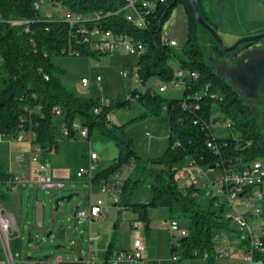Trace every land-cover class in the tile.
Wrapping results in <instances>:
<instances>
[{"label": "trees", "instance_id": "16d2710c", "mask_svg": "<svg viewBox=\"0 0 264 264\" xmlns=\"http://www.w3.org/2000/svg\"><path fill=\"white\" fill-rule=\"evenodd\" d=\"M37 0H0V131L16 136L20 130L24 106L33 107L32 118L36 125V141L46 149L57 146V121H63L69 130L68 138L73 137L72 124L80 120L88 127L89 135L94 127L111 137L118 146L119 153L112 164L98 171L93 183L100 184L108 180L116 171L133 164L143 178H133L129 173L123 184L118 204L130 207L138 213V218L150 230L149 207L166 206L171 217L186 220L188 235L181 238L182 258H203L207 253L213 261L216 242L214 233L226 226L227 200L216 203V196L207 198L208 206L199 199L206 190L196 186L180 185L175 174L177 163L185 160L189 166L205 169L242 170L255 160L264 162V133L256 116L247 108L238 96L226 76L218 73L205 57L200 28H203L194 15L189 0H166L146 14L144 27H137L129 21L125 13L117 12L126 0H56L51 4H62L72 14H80L83 19L71 22L50 12L42 13L36 8ZM203 18L215 29L201 0H196ZM183 4L188 16L186 41L182 47L183 56H179L175 47L163 39L162 27L175 6ZM99 18H92L93 15ZM25 20L27 23H19ZM112 30L131 35L143 42L145 51L137 58L141 84L151 78L160 82H169L175 77V68L171 61H178V69L195 72V77H186L183 96L165 98L147 86L145 90L135 88L124 100L110 98L109 105H102L99 98L81 96L68 88L60 74L64 70L54 62L58 55L70 54L72 49L80 50L79 55H102L89 43H82L84 34L80 28ZM204 29V28H203ZM206 30V29H205ZM217 30V29H216ZM215 51L226 55L213 36ZM254 42L243 43L236 52ZM48 76V79L46 78ZM215 95V96H213ZM136 98L144 106L154 107L158 112L164 108L168 113L169 137L165 152L153 159H144L135 149L132 138L124 126L113 123L108 113L121 106L129 105ZM186 104V106L184 105ZM40 105L41 111L35 106ZM60 107L61 117H56L53 109ZM100 107L95 112V107ZM215 108L227 117L231 124L232 135L218 137L214 134L212 123ZM59 119V120H58ZM236 133V136L234 135ZM211 141L214 147L208 146ZM44 156L49 151L43 152ZM151 178V198L148 201H133L127 195L130 183L137 184L144 178ZM12 173L0 160V183H7ZM248 190V189H247ZM197 192V196L193 195ZM246 241L242 238L241 245ZM173 249L171 242V250ZM112 254V246L107 248L105 263ZM254 259L264 257L254 255Z\"/></svg>", "mask_w": 264, "mask_h": 264}, {"label": "rangeland", "instance_id": "374dc122", "mask_svg": "<svg viewBox=\"0 0 264 264\" xmlns=\"http://www.w3.org/2000/svg\"><path fill=\"white\" fill-rule=\"evenodd\" d=\"M213 1L220 2L221 0ZM222 1L225 3L227 16L224 18L225 26L222 28L223 30L217 31L227 45H232L238 39L244 37L243 35L235 39L231 36L235 34L236 31L239 32L243 29L244 31L249 30V35L264 33V0ZM65 10L66 8L62 4L53 6L48 1L41 6L42 13L50 12L55 16H58ZM162 32L167 35V37L172 36L179 42V45L174 49L179 56H183L182 47L187 36V16L181 4L174 7L168 19L163 24ZM200 35L207 61L215 66L218 72L230 78L231 68L237 66L239 56H234L232 53L220 55L215 51L211 34L207 30L200 28ZM256 43L263 44L264 40H259L253 44ZM240 52H238V55ZM247 52L249 51H246L244 57L246 61L251 58L249 57L250 55H264V47H260L259 50L255 52ZM137 58L138 55L131 54L124 48H119L110 53L97 56L88 54L58 55L54 57V62L64 70V72L60 74L64 84L81 96H90L99 98L100 100L104 98H112L114 101L117 99L124 100L131 95L133 89L138 87L145 90L147 86L153 87L156 93L161 94L165 98H180L183 96L184 86L182 85H169L165 91L159 92L157 86L162 82L155 80V78H151L145 86L138 83L134 76L123 77L120 71L124 68L131 70V68L136 67ZM171 63L175 70H177L178 61L173 59ZM97 75L102 76V80L99 83L96 81ZM84 77L90 81L88 86L82 85L81 80ZM154 110V107H146L136 98H132L129 105L121 106L114 110L113 123L124 126L126 133L133 140L136 151L146 160L161 156L168 146L169 120L167 110L164 108L160 109L158 112ZM213 117H215L212 123L214 134L218 137L231 136L232 131L228 126L229 119L216 108ZM257 121L260 125V130L264 133V112H261ZM234 135L236 136V133ZM6 141L8 140L6 139L5 142L0 143V158L2 161L4 160L3 162L8 164V155L5 151H7L6 145H9V142ZM13 144L16 145L17 148H22L25 153H29L28 144L26 142L19 143L11 141L10 146L13 150L12 157H15L18 153V151H14ZM57 147L61 149L59 153L61 151L65 152L61 154L60 157H63L72 168L69 180L65 179L68 181L65 187L54 190H41L38 187V183L30 182L29 184H25L24 182V185L18 183V186L15 188L17 198H21L22 196L25 204H30L31 211H35V206L38 201L44 204L43 225L38 227L35 223V228L32 231L33 236L30 235L29 230L25 231L26 246L32 245L37 247L34 250L35 253L30 254V256L36 258L51 256L53 253H58L60 251H71L72 248L79 247L80 244L83 245L85 249H88L90 235L99 236L100 239H96V242H94L103 243L107 248L110 246L115 248L124 244L127 232H129L128 226L130 221L137 219L138 213L130 207L114 203L109 194L101 191L100 184H96L98 188L96 186L93 187V195L95 201L98 199L103 200L104 210L107 212L106 218L100 220L94 219L91 221L83 220V223H80L79 218L74 216V212L82 208L90 197L89 184L85 181V178H79L77 176V171H79L81 167H89L90 160L88 154L91 148H93L101 158L99 169L109 167L119 153L115 141L101 132L97 127H94L91 130L90 138L81 136L78 133L76 137L65 140L60 137L58 132L57 146L55 150L52 151V154L56 152ZM35 163L37 164V161ZM185 163V160L178 162L177 166H181L178 167V170L185 167H187V169L192 167L185 166ZM188 170L189 173L192 172L190 169ZM11 171L18 176L20 172L22 173V171H25V168L17 165L13 170L11 169ZM138 172L139 170L137 169L134 170L133 173L132 171L130 173L134 179L143 178L145 176L139 175ZM222 174L223 171L217 168L210 174L202 172L199 176L214 178ZM190 176L178 178L180 185L191 184L192 176ZM144 179V182L138 181L137 184L130 183L127 195L130 196L131 194L133 201H148L151 198V189L146 186L151 182V178L145 177ZM207 182L209 181L203 180L200 182V184H203L202 188L206 190V194L202 195L199 201L205 206H208L206 198L208 192L213 191L214 194H218V185L216 187H207ZM22 189H24V193H22ZM2 193L5 195V198L2 197ZM13 193L14 191L12 189L7 188L4 183H0L1 203H3V199L8 200L9 197L12 198ZM68 195H72V198L69 201H60L59 208L56 209L55 200ZM233 203L239 207L242 212H248L249 208L244 205L243 200L240 201V198L233 200ZM227 205L229 204L227 203ZM226 209L228 210L230 208L227 206ZM149 215L153 223L159 226L160 231L167 230L173 239L174 233L170 229L172 217L169 208L161 205L151 206L149 207ZM249 219L252 223L255 222L254 218L249 217ZM181 222L183 225H186V220H181ZM143 227L145 228L144 222ZM63 230H65L64 233ZM224 230L231 236L233 235L238 238L240 242L242 241L243 237L232 229L231 223L227 220Z\"/></svg>", "mask_w": 264, "mask_h": 264}, {"label": "built area", "instance_id": "2783aa9c", "mask_svg": "<svg viewBox=\"0 0 264 264\" xmlns=\"http://www.w3.org/2000/svg\"><path fill=\"white\" fill-rule=\"evenodd\" d=\"M55 2L56 0H37L35 2V7L40 8L45 2ZM57 2V1H56ZM166 0H126V4L119 9L117 12L122 11L123 13L128 14L132 17L133 20L147 21L146 14L150 9H155L159 3H164ZM61 18L68 19L71 22L79 21L83 19V16L80 14H72L67 9L58 15ZM100 15L94 14L92 18H99ZM19 23H27V21L22 20L18 21ZM79 31L85 36L82 43H89L91 47L101 53H110L113 50L124 48L131 54L140 55L145 51V45L143 42L135 39L129 34L122 32H113L112 30H101L100 28L94 27L92 29L80 28ZM163 39H174L166 38L163 36ZM178 45L177 40L175 39V46ZM174 46V47H175ZM70 55H79L80 50L71 49L69 51ZM120 74L123 77L134 76L138 83H141L138 65L131 70L126 68L120 71ZM195 72H191L184 69H177L175 71V77L168 82L159 83L157 86L159 92L165 91L168 86H184L185 78L195 77ZM48 79V76L46 75ZM102 80V77L98 75L96 81L99 83ZM83 86L89 85V79L82 78L81 80ZM215 96V95H213ZM102 105H109L110 98H104L100 100ZM186 106V104H184ZM37 111H41V106H35ZM24 114L21 116L19 124V132L16 136H10L2 133L0 131V143L4 142L6 139L8 141L16 139L21 142L28 143L29 153H19L17 155V160L21 165H26L30 167V176L32 181L38 183V187L41 190H54L60 189L66 186V181L57 179L51 174L49 162L44 159L43 152L48 150L51 153L55 150L56 146H49L43 148L37 141V131L35 122L32 118L33 107L29 105L24 106ZM56 117H61V109L58 106H55L53 109ZM100 107H95V112H99ZM113 112L108 113V118L113 119ZM231 124V121H228V126ZM61 131L66 137L69 134L68 128L65 124H62ZM72 131L74 133L73 137H76L79 133L81 136L89 137V130L86 125H84L80 120L74 121L72 124ZM78 132V133H77ZM208 146L214 147L213 142L209 141ZM97 153H90V163L89 167H81L77 172L78 177L87 176L91 183H93V177L97 173ZM37 161V164L35 163ZM134 169V165L130 164L124 168L116 171L108 180L100 183V188L102 192H105L110 195L111 200L116 203L119 201L120 194L122 192L124 180L127 173H130ZM215 169L208 168L205 169L206 173H212ZM222 175H217L213 179L207 182L206 186H212L214 183L218 184V193H225L226 200L229 205L228 210L225 212V217L231 225L239 230V234L246 241V256L249 259H254V255H260L264 257V162L261 160L253 161L250 166L235 171L233 169H224L222 170ZM34 174V178L33 175ZM176 178L188 176V169L181 168L175 174ZM13 181L10 179L7 184L9 187H13ZM248 189V190H247ZM209 195L212 194V191L208 192ZM193 195L197 196V192H194ZM237 198H242L244 205L252 210V215H255L257 222L252 223L247 216L243 213L239 207H237L233 200ZM104 202L102 199L90 203L86 208H79L75 211V216L82 220H94V219H104L105 210L103 208ZM143 227V222L141 219L137 218L132 222V230L134 233V238L132 241V247L128 251L121 252L117 259H126L130 261H138L145 257L147 252V244L145 243L143 237L141 236V231ZM16 228V223L13 214L5 209V207L0 202V243L5 252L7 258L14 263L15 255L12 253L10 248V236L11 230ZM171 231L173 234L172 246L170 261H178L182 258L183 249L181 238L185 235H188V228L182 224L180 219L173 218L170 224ZM177 236V237H175ZM214 240L216 242L214 258H225L228 257L230 251L228 245L224 242L228 241V235L223 230H218L214 233ZM18 255V254H16ZM207 253L204 254V257L207 258ZM87 262L89 264H100L94 253H89L87 256ZM42 264V263H41Z\"/></svg>", "mask_w": 264, "mask_h": 264}, {"label": "crops", "instance_id": "0c3cea01", "mask_svg": "<svg viewBox=\"0 0 264 264\" xmlns=\"http://www.w3.org/2000/svg\"><path fill=\"white\" fill-rule=\"evenodd\" d=\"M220 2H215L213 0H201V4H202L204 11L207 12L208 16L210 17V19L215 24L216 29L221 31V30H223L222 28L225 26L224 25V18L227 16V12H226V8H225V3H223L222 0ZM181 5L185 10L184 5L183 4H181ZM185 12H186V10H185ZM186 16H187V13H186ZM187 30H188V16H187ZM249 34H250L249 30L244 31V29H243L239 32L236 31L235 34H233L231 36H233L235 39H237L243 35L245 36V35H249ZM163 36H165L166 38H174L172 36L167 37V35H165L164 33H163ZM178 45H179V42H178ZM177 46H175V47H177ZM260 47H263L262 44H260V43L251 44L250 46L245 47L243 49V51L240 52L239 55H241V53H245L246 51L259 50ZM112 114H113L112 121L114 122V112ZM62 124H63V121H57L56 122L57 134L59 132L60 137L62 139L67 140L68 137L63 135V133L61 131ZM90 136H91V132H90V135L88 138H90ZM11 141L21 143V141H18L16 139L6 141V142H9V145H6L7 151H5L6 154L8 155V164L3 162L4 160L2 161L1 158H0V160L3 163V165L11 173H12L11 169L13 170L14 167L17 165L24 167L25 171H22V173L20 172L18 174V176H20V177L16 176L14 173H12L11 179L13 181V183H12L13 187H9L7 183H4L7 188L12 189L14 191L12 198L9 197L8 200L3 199L2 204L7 211H9L11 214H13L14 219H15V223H16V228L11 230V236H10V248H11L12 253L15 255V257H14V263L11 262L10 259L7 258V256L5 255V252H4V250L1 246V243H0V264H41V263L42 264H89L87 262V256L89 255V253H94V255L97 258V260L99 261V263L104 264L105 258H106L107 246L103 243H98V242L95 243L96 242L95 240L100 239V238H99V236H92V235H90V237H89L88 249H85L84 246L80 244L79 247L72 248L71 251H60L58 253H53L51 256H45V257H41V258H36V257L30 256V254L35 253L34 250L37 247H34L32 245L26 246V244H25V240H26L25 231L29 230L30 235L33 236L32 231L34 230L35 223H36L35 211H31L30 204H25L22 196H21V198L20 197L17 198V193L15 192V188L18 186L17 185L18 183H20V184L22 183L24 185V182H25V184H29L30 182L36 183V181L31 180L30 167L26 166V165L25 166L21 165V163L17 160V155L19 153L24 152L23 149L20 147L17 148V146L13 144L14 151H18V153L16 154L15 157H12L13 150L10 146ZM28 148H29V146H28ZM60 150L61 149L60 148L58 149V147H57L55 153H53V154H52V152L49 153L48 156H44V159H46L49 162L51 174L57 179H61V180L66 181L67 179L69 180V178H70V173L72 171V168H71V166L68 165L67 161H65V159H63V157H60L61 154L65 153L64 151H61L59 153ZM91 152H96V151L93 148H91L90 152L88 154V158H90ZM97 156H98V158H97V170H96V172L102 170V169H99V165L101 163V158H100L98 153H97ZM185 166L190 167L187 164V162L185 163ZM179 167H181V166H179ZM185 168H187V167H185ZM188 169H190L192 171L191 173H189V170H188V176H190V174L192 176V182L191 183L194 182L196 184V186H198V187H202L203 184H200L201 181H203V180L209 181V180L213 179V178H209L208 176H207L208 178H204L203 176H201V177L199 176L200 173H202V172L205 173L204 167L192 166ZM207 174H209V173H207ZM32 176L34 178V174ZM79 178H85V181L89 184L90 197L88 198L87 202H85L84 206L82 207V208H86L89 206L90 203L95 202L94 195H93L94 194L93 187L96 186V184L91 183L87 176L86 177L83 176V177H79ZM66 183H68V181H66ZM151 183L152 182H149L146 185L149 189H151L149 187ZM188 185H190V184H188ZM217 185H218L217 183H214L212 186L216 187ZM182 186H187V185H182ZM21 191H22V193H24V189H22ZM1 195L3 198H5V195L3 193ZM211 195L213 197L214 196L217 197V199L215 200L216 203H218L219 201L226 200V194L223 192L218 193V194H214V192L212 191ZM211 195H209L207 193L206 198H208ZM241 200H242V198H240V201ZM103 208H104V206H103ZM105 213H106L105 214V218H106V216H107L106 210H105ZM245 214H247L248 217L254 218L255 219L254 223L257 222L255 215H252L251 209H249L248 212ZM74 216H75V212H74ZM150 221H151V223H150L151 227H150L149 232H147L144 227H142V229H140L141 236L143 237L145 243L147 244V252H146L145 257L141 260H138V261H130V260H126V259H121V260L117 259V256L121 252L128 251L132 247V241L134 238V233L132 230V222L133 221H130V224L128 226L129 232H127V237H126L124 244H122L119 247L112 248V254L107 259L108 264H263V261L261 259H259V260L258 259H252L251 260V259L247 258L246 252H245L246 246L245 245L242 246L241 242L239 241L238 238L234 237L233 235L231 236L224 229H222V230L225 231L228 235V241L224 242L228 245V249L230 251V254L228 257L217 258V259H214L212 262L209 261V259L206 257H203V258H199V257L181 258L178 261L172 262V261H170L172 236L170 235V233H168L167 230L166 231H160L159 226L155 225L153 223V221L151 220V218H150ZM79 222L83 223V220L79 219ZM233 228L234 227L232 226V229ZM64 231L65 230H63V233H64ZM37 234H39V233H37ZM97 235H99V234H97ZM16 254H18V255H16Z\"/></svg>", "mask_w": 264, "mask_h": 264}, {"label": "water", "instance_id": "95a60500", "mask_svg": "<svg viewBox=\"0 0 264 264\" xmlns=\"http://www.w3.org/2000/svg\"><path fill=\"white\" fill-rule=\"evenodd\" d=\"M189 1H190L191 5H192L196 21L213 36V38L218 43V45L221 47V49L223 51H225L226 53L236 52L237 49L239 48V46L242 45L245 42H257L259 40L264 39V33L256 34V35H246V36L241 37L240 39H238L234 44L227 45L224 42V40L221 37V35L219 34V32L203 18V16L200 13V10H199V7H198V4H197L196 0H189ZM252 51L255 52V51H258V50H252ZM250 52L251 51H249L247 53H250ZM245 54H246V52L245 53H241V55H239V57H238L239 62L237 64V66H233L231 68V74H230L231 81H230V84L234 88L235 87H242L243 88L242 83H240V82H238L236 80V75H238V72H239V70L241 68H243L246 65H248V62H250V61H252V60H254V59L259 57L260 60L258 62V69L259 70L261 69L262 73H263V70H264V55L263 54L250 55L249 57H251V58L249 60H247V61L244 60L245 59L244 58ZM218 73H220V72H218ZM261 77H262V74H261V76L259 75V77L257 79L258 81L255 84V89H257L259 87V85H260V83L262 81ZM153 186H154V183H151L149 187L151 188ZM71 197H72V195H68V196H63L61 198H57L55 200V208L56 209L59 208L60 201H69L71 199ZM43 217H44V204H43V202L38 201L36 203V206H35V221H36V225L38 227H41L43 225ZM233 230L238 232V233H240L239 230L236 229V228H233Z\"/></svg>", "mask_w": 264, "mask_h": 264}, {"label": "flooded vegetation", "instance_id": "af4514ba", "mask_svg": "<svg viewBox=\"0 0 264 264\" xmlns=\"http://www.w3.org/2000/svg\"><path fill=\"white\" fill-rule=\"evenodd\" d=\"M262 46L264 47V44H262ZM234 56H238V52L237 54H234ZM259 60L260 59L258 57L248 62V65L241 68L238 72V75H236V80L242 83L243 88L233 87L238 96L244 101L247 108L256 116L257 119L259 118L261 112H264V70L262 73L261 69H258ZM261 74L262 81L259 87L255 89V84L257 83V79L259 75L261 76ZM226 78L229 82L231 81V77L229 78L226 76Z\"/></svg>", "mask_w": 264, "mask_h": 264}, {"label": "bare ground", "instance_id": "6f19581e", "mask_svg": "<svg viewBox=\"0 0 264 264\" xmlns=\"http://www.w3.org/2000/svg\"><path fill=\"white\" fill-rule=\"evenodd\" d=\"M126 18L131 21L134 25H136L137 27H144L146 21H140V20H133L131 16H129L128 14L125 13ZM165 41H167L170 46L174 47L175 46V39H164Z\"/></svg>", "mask_w": 264, "mask_h": 264}]
</instances>
